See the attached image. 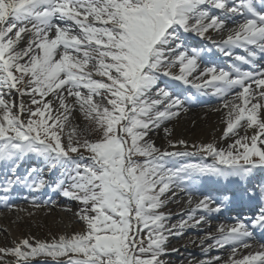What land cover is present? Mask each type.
Returning <instances> with one entry per match:
<instances>
[{
  "label": "snow or ice",
  "instance_id": "6c2138e0",
  "mask_svg": "<svg viewBox=\"0 0 264 264\" xmlns=\"http://www.w3.org/2000/svg\"><path fill=\"white\" fill-rule=\"evenodd\" d=\"M260 5L257 8L255 0H233L231 5L228 0H0V168L7 177L0 182L2 199L7 202L17 186L30 191L47 187L78 201L82 207L77 215L86 226L82 233L51 241L22 239L11 248H0V257L15 258L14 264H31L39 257L53 264H162L158 258L165 254L168 236L180 235L187 224L168 228L164 221L169 217L158 211L165 203L162 197L175 195L173 186L189 191L188 186L205 175L248 185L254 170L264 169V68L256 63L264 58V0ZM229 14L241 20L214 46L224 56H234V62L227 69H201L203 49L186 46L182 34L209 39L211 31L224 29ZM22 34L30 39L20 49ZM234 48L245 55H235ZM164 77L190 84L201 95L211 88L224 101L228 111L223 138L238 137L228 150L209 143L194 146L197 152L161 151L146 139L186 111L180 95L159 87ZM12 90L32 96L37 107L6 99ZM50 95L52 100L47 99ZM69 97L75 98L74 104ZM76 106L95 125L98 139H74L73 128L67 144L63 142ZM163 131L171 134L168 128ZM178 143L187 147L183 140ZM170 147L176 144L170 142ZM81 149L91 154L90 164L81 163L83 155H74ZM197 153L211 156L214 163L166 167V157ZM135 156L144 157V162ZM29 158L44 167L21 172ZM45 168L51 181L44 177ZM257 187H245L243 195L259 203V215L251 223L264 229V183ZM223 206V201L204 195L196 209L219 213ZM217 231L221 235L209 237L215 241L209 248L232 245L225 264H264V244L234 258L237 246L251 247L248 224L237 219Z\"/></svg>",
  "mask_w": 264,
  "mask_h": 264
},
{
  "label": "bare ground",
  "instance_id": "6f19581e",
  "mask_svg": "<svg viewBox=\"0 0 264 264\" xmlns=\"http://www.w3.org/2000/svg\"><path fill=\"white\" fill-rule=\"evenodd\" d=\"M228 2L229 5H231L232 2ZM212 12L218 13V10L213 9ZM219 14L223 16L222 13ZM224 19V29L222 31H211L208 34L210 38L206 40L215 43L221 42L227 37L228 30L236 27L237 23L241 20V17L238 14H229L225 16ZM71 23V21L68 22V24ZM186 34L187 33L182 34V38L187 37ZM22 35L23 38L17 46L20 49L27 47L30 39L28 34ZM204 41L205 39L199 37L198 40H196V42L201 43ZM233 51L245 55L243 49L234 48ZM256 63L264 68V58H258ZM203 68L201 67V69ZM189 79L192 80L193 77H189ZM159 84L161 87L168 88L173 94L182 97L186 96L184 93L188 92L191 95L201 97V101H195L193 103L186 101V111H181L178 117L165 122L161 129L149 133L146 139L153 141L157 148H164L168 142H171L176 144L175 148L170 147V143L168 144V147L172 152L179 150L197 152V148L194 146L204 144L209 136H215L216 146H218V148L228 149L229 145L238 138L232 134H229L228 138H223L226 129L228 110L223 106L224 101L212 94L213 89L205 88L204 91L206 94L201 95L200 92L191 87L190 84L185 85L179 81H172L167 77L162 78ZM154 95L155 93L153 92L149 98L151 99ZM27 96L29 97V95H24L20 97L14 96L13 98L11 92L6 95V99L14 101L15 104L19 106L21 101L23 102L24 98H27ZM231 98L232 97L229 96L227 99ZM47 99L52 100L53 97L50 95ZM68 102L74 104L75 98L69 97ZM213 103L217 104L212 105ZM199 105L209 106H203L204 108L202 107L200 109L192 108ZM53 106L58 107L55 102ZM80 113L81 111L79 110V107L76 106L69 121L77 119L80 116ZM208 113L214 114L213 118L206 119L205 117ZM184 121L185 123L182 124ZM187 126H190V131H187ZM163 128L170 129L171 134L165 135ZM239 133L240 135H243L244 130L240 129ZM248 134L251 135L252 130H249ZM171 138H173V141L170 140ZM181 140L186 142L187 147L178 143ZM254 175L261 178L262 175H264V171L257 169L254 171ZM44 176L48 179L52 178L49 177V175ZM196 180L198 182H205L206 178L200 176ZM196 180L195 183H197ZM228 186L234 187L235 185L233 186L229 184ZM188 187L190 189L189 191H183L181 188L173 186L175 195L173 196L172 193L169 192L165 197H162L165 203L158 211L161 213L168 211L173 215L175 212L176 214L172 221L164 222L166 227L170 228L172 225L178 226L182 221H187V224L185 228L181 230L180 235L168 236V240L165 244V254L161 255L158 259L162 264H202V262L203 264H225V261H228L231 255L232 245L228 244L224 247L213 246L209 248V244L215 245L214 239H209V237L220 236L221 234L217 229L221 226L228 227L232 224L226 221L224 213H207L203 209H196V204L201 198L192 191L193 185H189ZM190 195L192 200L191 204L188 203ZM54 197L52 200H54L53 204H55V208L51 207V200L48 202H45L44 200L39 201L38 203L41 205L40 207H36L35 204H11L6 207L0 205V248H11L22 239H29L30 242L33 240L51 241L54 237L58 238L60 235L71 236L73 233H82L80 228L82 227L85 229L86 226L77 215L82 205L76 200L63 197L59 194H56ZM251 205L252 209L250 213L247 212L243 214L253 217L257 214V210L260 209V205L258 202H252ZM193 209L196 210L193 212ZM179 210H181V212H179ZM189 214L193 216L192 220H188ZM201 217H203V220L197 224L196 220ZM188 233H193L194 235L190 237L187 235ZM165 234L167 235V233ZM255 240V238H249L248 243L251 245L250 248L237 246L238 251L234 258L240 259L249 252L258 250L261 244L256 243ZM173 249H179L177 252L182 251V253L178 255ZM217 256L221 257L220 261L215 259ZM0 259L4 261V264H14L15 258L2 256Z\"/></svg>",
  "mask_w": 264,
  "mask_h": 264
},
{
  "label": "rangeland",
  "instance_id": "374dc122",
  "mask_svg": "<svg viewBox=\"0 0 264 264\" xmlns=\"http://www.w3.org/2000/svg\"><path fill=\"white\" fill-rule=\"evenodd\" d=\"M192 36H194V35H192ZM205 41L208 42L209 40H205ZM204 44H206V43H200V44H197V45L202 46ZM174 71L178 72V68L177 69H174ZM93 78L96 79V80L105 79V78H102V77H99V76H95V75L93 76ZM159 87H161L160 84H159ZM161 88H163V87H161ZM166 90H168V88ZM82 92L84 94H86L87 93V90L86 89H82ZM187 93L188 92L184 93L186 96H182V97H187V98L188 97H191V98L194 99V96H192L190 93H188V94ZM12 96L14 98V96L20 97L21 95L19 93H17L15 90H12ZM35 98L36 99H40L39 96H36ZM181 99H184V98H181ZM94 100L97 103H100L102 106H108L107 103H106V101L105 100H102V98L100 96H94ZM23 104H24L25 108L35 109L37 107V105H33L32 104V96H29V97L27 96V98H24ZM214 104H217V103H213L212 105H214ZM209 105H205V106L204 105H199V106H194L192 108H194V109H200L203 106L204 107H207ZM79 115L80 116L77 119H75L73 121H69L65 125L64 132L62 133L63 142L65 144H67V142H68V134H69V132L73 128H75V135L73 137L74 139H79V140L83 141L85 138L86 139H89V140H96V139L99 138V132H97V131L94 130L95 129V125L92 124L91 122H89L88 120H86L85 117H84V115L82 113H80ZM213 116H214V114L208 113L205 118L206 119L211 118V117L213 118ZM26 118H27V115H25V119ZM184 123H185V121L182 122V124H184ZM186 129H187V131H190L191 130L190 126H187ZM170 140L173 141V138H171ZM169 143L170 142H168L166 144V146H164V148H161V151H169V152H172L169 149V147H168V144ZM209 143H212V144H214L216 146V137L215 136H209L207 138L206 142L203 145H206V144H209ZM216 147L218 148V146H216ZM218 149H222V148H218ZM224 150H228V149H224ZM241 151H242V149H241ZM74 155H76L77 158L80 155H83L84 159L81 161L82 164H86L87 165V164H90L91 163V160L89 159V157H90L91 154L88 153V152H86V151H84L83 149H81V152L80 153L74 154ZM157 155H159V153H157ZM29 159L30 160H33V158H29ZM133 159H135V160H137L138 162H141V163H143L144 160H145L144 157H140V156H135V157H133ZM165 162H166V167L176 168V167H179V166H181L183 164H186V163L197 164V165H212L214 163V160H213V158L211 156H206L203 153H197V155L189 156V157H166L165 158ZM41 164H43V163H41ZM42 166H44V165H42ZM41 167H39V168H41ZM65 186H67V185H65ZM55 192L56 191H53V193H55ZM59 195H62V194L59 193ZM51 207L52 208L53 207L55 208V204L51 203ZM179 212H181V210H179ZM163 214H165V216L169 217V219H166L164 222L172 221L174 219V217L176 216L175 212H174V215L172 213L168 212V211H165ZM80 230H81V232H84L85 231V229H83L82 227L80 228ZM187 235L191 237L194 234L193 233H188ZM192 250H190V251L193 252ZM176 253L178 255H180L182 253V251H179V252L176 251Z\"/></svg>",
  "mask_w": 264,
  "mask_h": 264
}]
</instances>
